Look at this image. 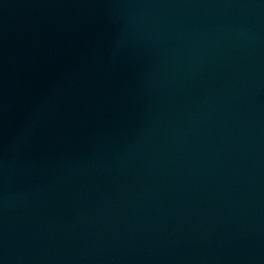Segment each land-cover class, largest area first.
Masks as SVG:
<instances>
[{
    "label": "water",
    "instance_id": "1",
    "mask_svg": "<svg viewBox=\"0 0 264 264\" xmlns=\"http://www.w3.org/2000/svg\"><path fill=\"white\" fill-rule=\"evenodd\" d=\"M0 264H264V0H0Z\"/></svg>",
    "mask_w": 264,
    "mask_h": 264
}]
</instances>
